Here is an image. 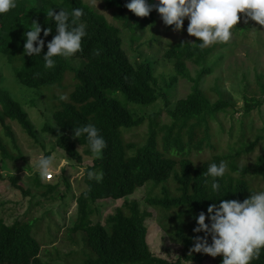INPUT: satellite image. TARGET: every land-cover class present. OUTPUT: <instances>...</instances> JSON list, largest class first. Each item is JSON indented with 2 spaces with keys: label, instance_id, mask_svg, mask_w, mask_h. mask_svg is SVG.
Listing matches in <instances>:
<instances>
[{
  "label": "trees",
  "instance_id": "trees-1",
  "mask_svg": "<svg viewBox=\"0 0 264 264\" xmlns=\"http://www.w3.org/2000/svg\"><path fill=\"white\" fill-rule=\"evenodd\" d=\"M99 1L105 10H111L112 21L85 0H16L15 8L0 15V65L10 71L16 84L0 86L3 133L0 134V167L6 161L26 162L14 126L27 136L28 149L44 148V140L37 139L34 130L40 120L45 122L41 131L53 138L55 146L77 166L84 167V190L76 198V217L69 228L68 239L75 247L66 253H61L59 248L51 251L42 248L44 241L52 240L51 237L41 240L38 236L43 234L38 229L39 223H45L46 213L40 218L17 217L13 222L0 218V264H201L213 257L192 251L194 238L205 235L193 232L197 226L195 217L205 212L208 224L209 204L218 205L220 200L242 202L252 193L264 190V122L259 128L249 119L253 111L260 112L264 106V76L257 75L249 89L242 90V115L237 119L239 138L221 153L219 139L225 133V126L218 121V115H229L230 111L234 114L236 103L223 96L218 84L205 91L200 82L214 71L210 63L223 60L216 49L225 43L201 50L190 44L199 42L195 37L193 41L177 42L164 50L160 58L150 57L139 49L150 46V42H143V35L157 26L155 9L147 17H137L125 7L130 0ZM74 8L83 10L76 20V25L85 26L81 50L69 58L54 57V66L45 68L46 44L56 34L55 21L47 12L52 9L58 13L63 9L71 22ZM32 21L41 26L40 37L45 45L40 55L27 56L23 34L30 30ZM237 23L241 33L248 32L252 25V21ZM44 28H51L47 37H43ZM127 40L129 49L137 55L134 58L126 50ZM213 57L214 62H210ZM164 63L171 64L173 69L168 79L156 75L158 66ZM3 78L0 76V80ZM180 80L192 83L191 92L172 105L169 90ZM54 87L59 88V95L53 94ZM121 94L126 104L121 103ZM61 95L65 99L61 100ZM47 98L51 103H47ZM42 100L46 105L39 108L41 119L34 121L23 103L29 102L36 108ZM160 100L166 112L159 109L150 114L143 110ZM129 103L139 107L129 109ZM88 124L94 125L105 140L106 147L99 156L90 151L85 136L73 135L74 128ZM143 125H146L144 138L125 141L129 130ZM230 130L232 133L233 126ZM252 137L256 138L252 140ZM260 144L263 147L255 160L251 164L243 162L244 156L256 151ZM45 156H51V152ZM87 158L91 162L85 163ZM221 160L227 169L217 178L219 188L213 192L212 178L203 173L211 163L218 165ZM87 171L100 179H89ZM9 181L24 197L32 193L17 177H9ZM43 181L38 172L31 178L37 192L35 197L39 195L45 200L65 197L57 193L59 184ZM65 183L70 190L71 184L67 180ZM145 186L150 188L145 202L156 212V222L180 247L176 260L169 261L151 252L146 221L154 215L142 210L137 200L129 199ZM101 200L124 201L105 223H94L97 202ZM42 203L37 201L31 208ZM214 259L215 264H221V255ZM250 264H264V249Z\"/></svg>",
  "mask_w": 264,
  "mask_h": 264
},
{
  "label": "rangeland",
  "instance_id": "rangeland-1",
  "mask_svg": "<svg viewBox=\"0 0 264 264\" xmlns=\"http://www.w3.org/2000/svg\"><path fill=\"white\" fill-rule=\"evenodd\" d=\"M89 2L99 13L105 14L108 20L112 21L111 10H105L101 5L99 0H85ZM157 17V26L154 31L147 30L143 35V42L149 44L150 46H142L139 51L150 57L160 58L164 50L170 48L177 42L181 40L193 41L195 37L189 36L186 32L188 25L187 18L184 19L180 31H173V26H165L159 16ZM243 22V18L240 19ZM251 21V20H249ZM249 26V31L241 33L238 31V23L232 29V37L229 42L225 43L224 47H219L216 50L217 55H223V60L220 63H213L210 65L213 67V72L207 74L203 77L200 82V87L202 90H212L218 84V88L221 90L223 96L229 100L236 103L235 108L237 112L232 114L230 111L229 115L219 114L218 121L223 123L225 126V133L220 137L219 141V152L223 153L228 150L230 146L236 144L239 138V130L237 119L241 117V108L243 107V89L253 84L256 80V76L261 74L264 76V26L257 25L254 21ZM255 28V30H253ZM155 39L156 42L152 40ZM153 42V43H152ZM126 50L129 57H136V53L133 49H129L128 40L124 42ZM135 48V47H134ZM214 58L210 59V62H214ZM191 69V65H188ZM0 65V76L4 78L0 80V86H5L7 83L12 87L16 86L15 80L10 74V71L5 69ZM173 74V69L171 64L159 65L156 71V75L161 78L164 75L166 79ZM192 76H196V73L192 71ZM66 81H63L65 83ZM62 83V86H63ZM192 83L186 80H180L175 86L169 90V95L171 99V104L173 105L180 99L185 98L191 92ZM27 90V88H23ZM70 90V89H69ZM69 90L67 92H69ZM29 91V90H27ZM48 90H46L47 92ZM13 92V91H12ZM30 92V91H29ZM53 94L59 95V88H53ZM67 92H62V94H67ZM13 94V93H12ZM30 94V93H29ZM46 94V93H45ZM48 94V92H47ZM17 95V94H16ZM25 95V94H23ZM22 95V96H23ZM15 96V94H14ZM52 95H49V98ZM120 101L122 104H126L124 96L121 94ZM45 101H40L36 108L30 106L29 102H24L25 107L29 109L30 118L34 121L41 119L39 108H44ZM47 103L51 101L47 98ZM129 109L138 108L139 106L130 104L127 106ZM159 109L165 111L164 103L160 100L157 104L143 109L147 113L157 112ZM239 111V112H238ZM233 115V117L231 116ZM162 117H166L163 113ZM249 119H251L256 127H261L264 122V106L261 108L260 112L253 111L250 114ZM53 123V120H49ZM45 125L43 121H37L34 125V130L36 132V137L44 143L42 144L44 148L38 146L36 149L31 150L29 144L26 142L27 136L19 129V127L14 126L17 135L19 136L23 149L25 151L26 162H19L18 164L6 161L0 167V218L6 219L7 222H13L17 217L27 216L28 218H40L46 213L45 223H39L41 226L43 234H39L41 240H48L49 237L52 238L51 241H44L42 248L49 249L50 251L54 248H59L61 253H66L68 250L73 249L75 246L71 245L68 237L69 228L72 226L73 221L76 217L77 203L76 198L79 196L80 192L84 190V184L82 179L84 178V167L77 166L75 161L70 159L63 150L56 147L53 138L46 135L41 131V128ZM233 126L232 133H230V128ZM0 125V134L1 133ZM146 131V125L129 130L125 135V141L130 142L135 141L140 138H144ZM45 138V139H44ZM256 137H252L254 140ZM20 144V142H19ZM261 144L258 149L248 156H244L243 162L252 163L255 158L261 153ZM81 149L82 148H78ZM47 152H51L52 157V170L53 179L50 182L54 184H59L57 193L59 196L65 195L64 198L59 199H47L42 196L35 197L37 194L35 187L31 183V178H33L37 170L35 169V164L37 160L45 156ZM91 162V159L87 158L85 163ZM17 165V167H16ZM64 170V172H63ZM9 177H17L19 183H22L25 189H30L32 193L29 196L24 197L21 192L13 187L12 183L9 181ZM65 180L71 184L70 190H68ZM44 182V181H43ZM40 192V191H39ZM150 188L147 186L138 189L133 195L129 197L130 200H137L141 206L142 210H146L153 213V217L146 221V225L149 228L148 234V244L151 252L160 258L172 261L176 260L180 253V247L173 242L166 233L161 229L155 220L156 212L148 207L145 202ZM155 194L157 191L154 192ZM45 200V201H44ZM39 202H43L42 205L37 206V208H31ZM124 200H101L97 202L98 212L93 218L94 223L101 222L105 223L106 218L109 215L115 213L116 209L122 206ZM49 213V214H48ZM185 264H196V263H185ZM201 264H215L214 258H209L202 262Z\"/></svg>",
  "mask_w": 264,
  "mask_h": 264
},
{
  "label": "clouds",
  "instance_id": "clouds-1",
  "mask_svg": "<svg viewBox=\"0 0 264 264\" xmlns=\"http://www.w3.org/2000/svg\"><path fill=\"white\" fill-rule=\"evenodd\" d=\"M16 7V0H0V15L8 13ZM125 7L137 17H147L155 9L165 26H173V31H180L185 18L188 20L186 32L196 37L199 49L213 44L227 43L232 37V29L243 18L244 23L254 21L264 26V0H130ZM241 14V15H238ZM73 20L69 22L68 14L61 9L54 13L49 9L47 16L55 21L56 34L47 42V51L43 55L44 67L54 66V57L69 58L81 50V39L86 35L83 23L76 25V20L83 15V10L74 8L71 13ZM255 30V28H253ZM42 28L32 21L30 30L24 35V54L40 55L45 40L40 37ZM51 28L43 29V37H47ZM35 44V46H34ZM65 99L63 95L59 97ZM75 138L85 136L90 151L99 156L106 147L105 140L99 135V130L92 124L76 127L73 130ZM52 155V154H51ZM35 169L46 183L48 175L52 174V157L42 156ZM227 169L226 163H211L205 173L212 178L211 189L217 191V178L222 177ZM83 169L81 173H83ZM89 179H100L92 171H87ZM29 196V195H28ZM208 224L205 223V212L196 217V227L193 232H203V237L194 238L193 252L207 254L213 258L222 256L221 264H250L264 249V190L254 192L242 202L237 200H220L219 204H209L207 207ZM211 243H208V237Z\"/></svg>",
  "mask_w": 264,
  "mask_h": 264
},
{
  "label": "built area",
  "instance_id": "built-area-1",
  "mask_svg": "<svg viewBox=\"0 0 264 264\" xmlns=\"http://www.w3.org/2000/svg\"><path fill=\"white\" fill-rule=\"evenodd\" d=\"M53 178V175L52 174H49L48 175V179H52Z\"/></svg>",
  "mask_w": 264,
  "mask_h": 264
}]
</instances>
